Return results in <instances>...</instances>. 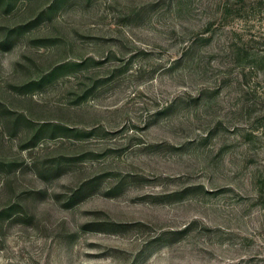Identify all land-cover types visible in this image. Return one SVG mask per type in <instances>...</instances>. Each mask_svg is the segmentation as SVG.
<instances>
[{
	"label": "rangeland",
	"instance_id": "1",
	"mask_svg": "<svg viewBox=\"0 0 264 264\" xmlns=\"http://www.w3.org/2000/svg\"><path fill=\"white\" fill-rule=\"evenodd\" d=\"M0 264H264V0H0Z\"/></svg>",
	"mask_w": 264,
	"mask_h": 264
}]
</instances>
